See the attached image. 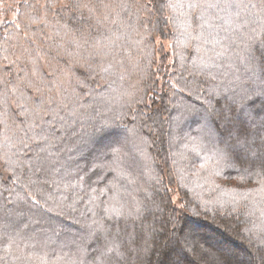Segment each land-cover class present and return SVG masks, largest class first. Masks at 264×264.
I'll list each match as a JSON object with an SVG mask.
<instances>
[{"label": "trees", "instance_id": "obj_1", "mask_svg": "<svg viewBox=\"0 0 264 264\" xmlns=\"http://www.w3.org/2000/svg\"><path fill=\"white\" fill-rule=\"evenodd\" d=\"M12 11L15 21L5 17L0 20V63H6L2 49L8 50L9 59H15L14 53L19 51L11 45L17 43L14 36L16 25L23 21V14L27 11L25 0L15 3ZM160 15L163 21L161 32L148 37L139 29H122L117 33L121 39L110 45L118 49L114 52L115 59L113 54L97 57L92 61L91 69L84 66L83 60L76 63L67 57L52 60L51 66L46 59L40 60L36 68L39 79L34 83L43 90L44 100H54L48 107L55 109L56 102L62 99L68 108L61 109L59 115L65 116L69 122L73 118L67 117L68 111L82 116H95L99 111L103 117L120 126L118 131L121 138L127 136L128 142L124 149L125 156L117 165L113 163L111 155H101L108 150L99 143L98 137L91 135L90 128L80 140H76L70 137L62 121L44 116L42 123L52 141L49 152L54 166L46 173L35 174L27 168H17L16 174L20 179L15 184L12 180L3 179L5 175H11V168L7 173L0 171V206L11 212L6 216L0 210V238L7 241L19 232L17 238L21 247L26 243L36 245L35 253L25 249V255L34 256L29 264H41L35 257L45 252L46 264H73V241L86 235V226L93 220L101 219L104 206L114 195L107 189L116 179V172L112 170L116 167L122 169L126 177L119 180L117 186L123 185L120 192L126 195L127 189L144 204L152 205L155 201L163 209L162 212L153 209L156 222L161 218L173 217L181 240L184 235H189L193 242L205 247L226 245L243 251L249 247L243 230L249 228L255 233L264 228V216L260 211L264 209V193H252L247 201L242 202L247 204V208L241 209L242 214H225L231 208L233 197L239 199V193L260 187L261 177L254 174L258 169H251L248 158L221 159L214 156L216 141L202 133L198 124L179 119L183 105L191 104L198 108L209 91H222L223 84L229 79L243 75V66L230 55L231 48L229 53L222 56H216V52L223 51L219 45L213 48L211 44H203L201 51L197 52L195 49L200 42L193 41L185 48L180 30L169 19V10L165 9ZM181 19L183 17L178 10L176 21ZM215 23L223 25L222 21ZM46 31L52 39L45 41V50L48 45L64 42L65 48L75 51L68 43L71 36H64L63 33L58 36L51 26ZM213 32L222 37L229 35L221 29H213ZM6 34H13V39L8 43H5ZM112 39L115 40V37ZM157 40L161 43H156ZM177 40L180 42L176 43ZM162 42H169L168 51L164 52ZM223 43L228 45L229 41ZM18 66L24 68L23 64ZM69 67L71 73L60 72ZM9 71L11 75L5 73L9 79L26 75L25 72L16 71L15 67ZM32 71L33 66L27 65V73ZM53 72L56 73L54 77L49 75ZM192 89L195 92L190 95ZM24 95L35 97V88L25 89ZM108 95L111 97L110 103L95 104V111L89 107L93 97ZM16 103L24 104L25 100L10 95L9 116L16 113L18 127L24 117L19 115ZM141 112L146 115L141 116ZM147 116H151V119H147ZM80 123L77 121L73 125L78 132L81 130ZM8 124L7 134L13 136L11 118ZM2 128L3 125H0ZM125 128L135 130L136 134L126 132ZM138 137L142 138L143 143ZM23 154L21 151L18 155L23 157ZM29 177L37 182L39 195L28 184ZM80 177H83V181ZM139 177L143 180L139 181ZM172 188L178 193L183 208L171 203L169 190ZM31 198L39 199L43 207L34 206ZM249 212L252 214L248 215ZM153 219L149 215L147 223H153ZM103 243L104 238L101 237L100 244ZM4 247L7 244L0 243V264H25L17 258L19 253L14 249L5 255L2 251ZM58 257L63 259L58 260ZM88 264H91L90 260Z\"/></svg>", "mask_w": 264, "mask_h": 264}, {"label": "snow or ice", "instance_id": "obj_2", "mask_svg": "<svg viewBox=\"0 0 264 264\" xmlns=\"http://www.w3.org/2000/svg\"><path fill=\"white\" fill-rule=\"evenodd\" d=\"M25 7L27 11L23 14L24 19L16 25L14 34L17 43L11 45L19 51L14 53L15 59H9L8 50L2 49L3 61L6 63H0V125H3L0 129V171L7 173L9 168L12 169L11 175L3 177L5 181L12 180L13 184L19 181L17 168H27L30 173L35 174L46 173L54 166L55 162L49 152L52 141L49 131L42 123L45 115L62 121L63 127L69 130L70 137H75L76 140H80L90 128L91 135L98 137L99 143L108 150L101 155H111L113 163L119 164L125 156L124 149L128 142L127 136L121 138L118 131L120 126L110 122L99 111H96L95 116H82L68 111L67 117L73 118L69 122L65 116L59 115L61 109L68 108L62 99L56 102L55 109L48 107L54 100L43 99V90L34 83L39 79L36 68L42 58L48 61L49 66L58 57L72 58L76 63L83 60L87 69L92 68V61L97 57L113 54L115 59L114 52L118 49L110 45L121 39L118 32L124 28H133L151 37L162 31L160 14L167 9L170 12L169 19L180 30L185 48L193 41L200 42L195 49L197 52L201 51L203 44H211L213 48L219 45L223 51L216 52V56L229 53L231 48L230 55L244 69L243 75L223 84L222 91H209L198 108L191 104L183 105L179 115L180 120L188 119L198 124L202 133L216 141L214 156L221 159L248 158L251 169H258L254 174L261 177L260 187L239 193V199L233 197L231 208L225 214H242L241 209L247 208V204L242 202L247 201L252 193H264V0H25ZM178 10L183 19L177 22ZM216 21H222L223 25L230 27L224 28ZM49 26L55 29L58 36L61 33L71 36L68 43L75 51H69L63 44L48 45L45 50V41L52 39L46 31ZM213 29H221L229 35L222 37L219 33L214 34ZM12 39L13 34H6L5 43ZM225 40L229 41L228 45L223 43ZM21 64L24 68L18 66ZM29 64L33 66L30 74L27 73ZM12 67L26 75L9 79L5 73L11 75L9 69ZM65 71L71 73L72 69L69 67L60 70L61 73ZM49 75L54 77L56 73ZM120 78L123 79V76ZM28 88H35V97H25L24 90ZM193 92L195 89L191 90L190 95ZM10 95L16 96L18 100H25L24 104L15 105L20 110L19 115L24 117L18 127L16 113L9 116ZM92 99L93 103L89 107H93L95 111V104H108L111 97L97 96ZM145 115L141 112V116ZM10 118L15 133L13 136L7 134ZM147 119H151V116H147ZM77 121L81 122L79 132L73 127ZM84 121L90 123L85 124ZM125 131L136 134L135 130L125 128ZM138 139L143 143L142 138ZM21 151L24 153L23 157L18 155ZM196 154L199 155V152ZM112 170L116 172V179L107 190L114 195L109 197V203L104 206L101 219L93 220L86 226V235L73 241V264H88V260L91 264H264V228L255 233L249 228L243 230L249 246L243 251L226 245L205 247L193 242L189 235H184L181 240L177 235L174 218H161L156 222L153 209L161 212L163 209L155 201L148 205L136 200L135 195L127 189L126 195L122 194L120 187L123 185H117L120 179L126 177L119 167ZM80 180L83 181V177ZM28 184L39 195L37 182L29 177ZM31 203L36 207H43L37 198H31ZM171 203L184 207L179 200ZM0 210L6 216L11 215L4 206H0ZM260 211L261 216H264V209ZM149 215L154 218L151 224L147 223ZM17 237L19 232L7 241L0 238V243L7 244L2 251L8 255L14 249L19 253L17 258L29 264L34 256L25 255V249L35 253L36 245L26 243L21 247ZM101 237L104 238L103 244H100ZM93 244L96 246L93 247ZM40 246L43 248V244ZM46 256L45 252L35 258L41 264H46ZM57 259L61 260L63 257Z\"/></svg>", "mask_w": 264, "mask_h": 264}, {"label": "rangeland", "instance_id": "obj_3", "mask_svg": "<svg viewBox=\"0 0 264 264\" xmlns=\"http://www.w3.org/2000/svg\"><path fill=\"white\" fill-rule=\"evenodd\" d=\"M24 0H3L1 1L0 0V20L2 18H8L12 21H15V14H14V10L12 11L15 3H19V2H22ZM158 44H160V40H157ZM61 44H64V42H62ZM163 44V49H164V52L165 51H168L169 49V42H162ZM132 159V158H130ZM139 181L143 180L141 179V177L138 178ZM169 194H170V198L172 201H177L178 200V193L172 189L169 190ZM171 201V202H172ZM74 235H78V233H74Z\"/></svg>", "mask_w": 264, "mask_h": 264}]
</instances>
